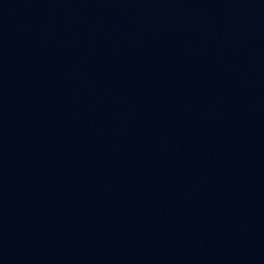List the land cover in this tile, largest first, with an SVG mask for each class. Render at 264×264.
<instances>
[{
	"label": "water",
	"instance_id": "obj_1",
	"mask_svg": "<svg viewBox=\"0 0 264 264\" xmlns=\"http://www.w3.org/2000/svg\"><path fill=\"white\" fill-rule=\"evenodd\" d=\"M0 264H264V0H0Z\"/></svg>",
	"mask_w": 264,
	"mask_h": 264
}]
</instances>
